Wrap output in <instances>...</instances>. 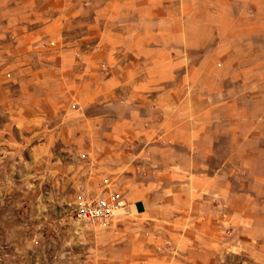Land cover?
<instances>
[{
  "label": "rangeland",
  "instance_id": "1",
  "mask_svg": "<svg viewBox=\"0 0 264 264\" xmlns=\"http://www.w3.org/2000/svg\"><path fill=\"white\" fill-rule=\"evenodd\" d=\"M260 1L0 0V264H264L260 137L231 151L211 112L222 86L250 111L237 125L264 129V39L222 22ZM219 47L237 71H212ZM164 88L204 114L163 128ZM110 190L125 200L110 224L77 219ZM228 191L253 193V244Z\"/></svg>",
  "mask_w": 264,
  "mask_h": 264
},
{
  "label": "crops",
  "instance_id": "2",
  "mask_svg": "<svg viewBox=\"0 0 264 264\" xmlns=\"http://www.w3.org/2000/svg\"><path fill=\"white\" fill-rule=\"evenodd\" d=\"M260 7L264 9V0H261ZM222 22H225L227 24H250L249 28H251L252 31H249V33H245V36H249L250 39H264V15H254V16H235L231 15L228 17H224ZM234 26H231V29H233ZM235 29V28H234ZM245 32V31H244ZM248 34V35H247ZM222 45V44H221ZM223 48V49H222ZM224 47H219V63L217 65H214L212 71L217 72H235L237 71L235 67V63L232 64L229 62V57H227V53L224 51ZM204 70L208 69V65L203 64L202 65ZM166 67V66H165ZM256 68H259V70L262 68L261 66H255ZM251 68V66H249ZM166 70V68H165ZM166 72V71H164ZM166 76H163L165 78ZM159 82V80H157ZM220 80H218V83ZM182 82H180V88H181ZM220 85V84H219ZM163 87H166L164 85ZM222 86H219L218 94L217 96H213V100L211 101L214 106H212V119L213 122H217L218 124H221L222 131L221 134L228 136V143L230 145L231 151H243V152H250L252 150V142L253 139L255 140V137L259 138V151L264 152V129H253L250 125L247 127H239L237 125V121L242 118H250L251 114L249 112H245L244 110L236 108L235 104L238 102L235 97H232L230 95H226L224 92V88H221ZM193 97H188V95H172L169 89L164 88V91L162 95H158L152 102L156 104V107L154 111H159L164 114V126L169 127L166 123V119H170L171 113L175 115H183L186 116L188 112H195L196 116H198L200 113L202 115L204 114V110L201 108L196 107H190L189 103L196 101L200 104H204V98H198L196 97L195 100L192 99ZM208 103V102H207ZM153 104V105H154ZM201 109V110H200ZM197 120V119H196ZM183 123H187L186 120H179L175 127L176 129H181L183 125V129H187V126L185 128ZM197 125V124H196ZM161 128V127H160ZM183 130L179 131V133H182ZM167 134V133H165ZM221 196H226V216L231 223H237L240 221H243V224H239V227L242 228L243 232L245 234L246 241L253 244L252 241L257 240V237L259 235L256 233V228L251 225H247V222L251 220V216H253L252 209H251V201L253 199V193L249 191H228L226 193H221ZM201 199V198H200ZM185 204V203H184ZM183 205V204H182ZM188 206V210L193 211V207H195V214L198 215V207H200L201 203L199 201H192L191 203L185 204ZM186 208V209H187ZM200 214V213H199ZM202 221L195 223L196 226H202ZM200 226V227H201ZM232 244V243H231ZM230 245V242L229 244ZM260 249L264 248V243L260 242ZM262 254L261 252L259 255ZM264 259V258H262ZM195 262H198L199 259H193Z\"/></svg>",
  "mask_w": 264,
  "mask_h": 264
},
{
  "label": "built area",
  "instance_id": "3",
  "mask_svg": "<svg viewBox=\"0 0 264 264\" xmlns=\"http://www.w3.org/2000/svg\"><path fill=\"white\" fill-rule=\"evenodd\" d=\"M124 204V198L118 192L110 190L94 197L79 199L76 203L75 215L79 220L108 225Z\"/></svg>",
  "mask_w": 264,
  "mask_h": 264
}]
</instances>
